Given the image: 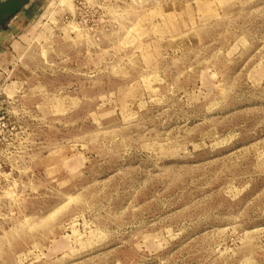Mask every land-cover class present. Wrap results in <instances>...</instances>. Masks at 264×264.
Returning a JSON list of instances; mask_svg holds the SVG:
<instances>
[{"label":"rangeland","instance_id":"374dc122","mask_svg":"<svg viewBox=\"0 0 264 264\" xmlns=\"http://www.w3.org/2000/svg\"><path fill=\"white\" fill-rule=\"evenodd\" d=\"M23 6L0 264H264V0Z\"/></svg>","mask_w":264,"mask_h":264},{"label":"crops","instance_id":"0c3cea01","mask_svg":"<svg viewBox=\"0 0 264 264\" xmlns=\"http://www.w3.org/2000/svg\"><path fill=\"white\" fill-rule=\"evenodd\" d=\"M16 0H0V10H4L9 4L15 2ZM24 6L21 5L20 9L12 16L7 17L6 14L3 15L4 21L1 25L6 24L7 30L0 31V39L15 33V31L21 26L23 20V10ZM0 25V26H1Z\"/></svg>","mask_w":264,"mask_h":264},{"label":"water","instance_id":"95a60500","mask_svg":"<svg viewBox=\"0 0 264 264\" xmlns=\"http://www.w3.org/2000/svg\"><path fill=\"white\" fill-rule=\"evenodd\" d=\"M25 0H16L15 2L9 4L4 10H0V25L3 23L4 18L3 15L6 14L7 17L15 14L21 7L24 5Z\"/></svg>","mask_w":264,"mask_h":264}]
</instances>
